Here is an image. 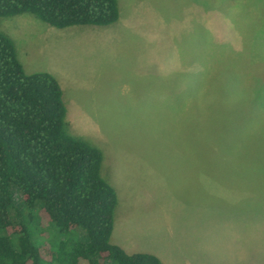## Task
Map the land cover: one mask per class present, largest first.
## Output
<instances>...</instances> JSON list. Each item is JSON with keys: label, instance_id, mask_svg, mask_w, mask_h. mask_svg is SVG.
<instances>
[{"label": "rangeland", "instance_id": "obj_1", "mask_svg": "<svg viewBox=\"0 0 264 264\" xmlns=\"http://www.w3.org/2000/svg\"><path fill=\"white\" fill-rule=\"evenodd\" d=\"M118 5L105 28L0 18L25 71L60 82L69 133L102 150L113 243L165 264H264V0Z\"/></svg>", "mask_w": 264, "mask_h": 264}, {"label": "trees", "instance_id": "obj_2", "mask_svg": "<svg viewBox=\"0 0 264 264\" xmlns=\"http://www.w3.org/2000/svg\"><path fill=\"white\" fill-rule=\"evenodd\" d=\"M24 14L61 30L121 18L118 0H0V18ZM67 119L57 78L28 74L0 30V264H165L113 243L118 195L104 154L72 136Z\"/></svg>", "mask_w": 264, "mask_h": 264}, {"label": "crops", "instance_id": "obj_3", "mask_svg": "<svg viewBox=\"0 0 264 264\" xmlns=\"http://www.w3.org/2000/svg\"><path fill=\"white\" fill-rule=\"evenodd\" d=\"M163 261V260H162ZM164 262V261H163Z\"/></svg>", "mask_w": 264, "mask_h": 264}]
</instances>
